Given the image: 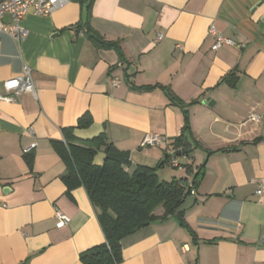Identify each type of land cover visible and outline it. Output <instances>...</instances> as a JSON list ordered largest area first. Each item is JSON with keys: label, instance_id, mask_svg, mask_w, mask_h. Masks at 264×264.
Segmentation results:
<instances>
[{"label": "crops", "instance_id": "0c3cea01", "mask_svg": "<svg viewBox=\"0 0 264 264\" xmlns=\"http://www.w3.org/2000/svg\"><path fill=\"white\" fill-rule=\"evenodd\" d=\"M21 23V43L0 35V93L27 66L37 97L0 105V264H84L80 254L105 242L97 209L84 187L68 191L53 145L85 113L93 123L75 135L104 133L131 168L174 178L186 164L205 165L184 212L192 231L175 215L155 220L123 240L120 264H264V0H71ZM212 23L235 45L213 50ZM89 27L119 51L97 47ZM231 72L235 86L221 82ZM149 133H184L190 151L177 156L179 171L160 166L173 148L142 146ZM104 158L101 149L95 162ZM57 208L69 217L63 227Z\"/></svg>", "mask_w": 264, "mask_h": 264}, {"label": "trees", "instance_id": "16d2710c", "mask_svg": "<svg viewBox=\"0 0 264 264\" xmlns=\"http://www.w3.org/2000/svg\"><path fill=\"white\" fill-rule=\"evenodd\" d=\"M88 6L90 7V4ZM86 35L99 48H115L119 51L116 41L106 40L94 28L89 27ZM236 81L234 72L221 79V82L232 86H235ZM162 88L174 103L183 104L170 87ZM184 116L185 131L189 128V113L186 109ZM92 123V117L88 113L83 114L75 126L62 128L63 140H55L53 145L66 165L62 179L68 191L80 186L85 188L98 211L99 222L105 235L103 244L80 254L81 262L120 264L123 260V240L148 223L174 216L185 198L192 195L199 186L205 173V165L194 167L186 164L185 175L174 177L170 181L160 180L159 167L137 165L131 168L128 153L109 142L104 133L87 140L75 135L76 128H87ZM169 148L181 150L182 154H186L190 151V143L182 133L174 141H170ZM101 149L105 158L102 164H97L95 157ZM174 158L177 156L166 153L160 166L171 163ZM158 208L163 209L160 215L155 213ZM177 217L182 225L192 231L184 218V212Z\"/></svg>", "mask_w": 264, "mask_h": 264}, {"label": "built area", "instance_id": "2783aa9c", "mask_svg": "<svg viewBox=\"0 0 264 264\" xmlns=\"http://www.w3.org/2000/svg\"><path fill=\"white\" fill-rule=\"evenodd\" d=\"M71 0H0V35L5 33L14 37L18 43H21L27 35L29 30L22 25V20L32 10L36 15L48 16L65 6ZM210 33L214 35L215 41L212 46L213 50L219 49L223 45H235L231 38L225 37L218 31L215 24L212 23L210 27ZM161 38V35L158 37ZM118 81H113V85H118ZM25 93L32 94L37 97V91L35 82L32 76V70L30 67H25L23 73L7 79L4 81V92L0 93V105L6 103H19L21 96ZM249 119L255 122L261 121L262 115L250 114ZM165 145L170 147V140L162 135L147 134L143 141L142 146H156ZM35 145L25 149V154L30 153ZM171 164L175 167H179L177 159L174 158ZM260 187L257 190V194L264 192V181L257 180ZM0 206H6L0 202ZM55 216L57 219L56 226L63 227L68 224L69 217L62 210L56 209Z\"/></svg>", "mask_w": 264, "mask_h": 264}, {"label": "water", "instance_id": "95a60500", "mask_svg": "<svg viewBox=\"0 0 264 264\" xmlns=\"http://www.w3.org/2000/svg\"><path fill=\"white\" fill-rule=\"evenodd\" d=\"M170 154L172 156H180L182 154V151L173 149V151H171ZM195 200H196V196L195 195L187 196L185 198L184 202L177 208V210L175 212V216H178L180 213H183V212L187 211L188 209H190L194 205Z\"/></svg>", "mask_w": 264, "mask_h": 264}, {"label": "rangeland", "instance_id": "374dc122", "mask_svg": "<svg viewBox=\"0 0 264 264\" xmlns=\"http://www.w3.org/2000/svg\"><path fill=\"white\" fill-rule=\"evenodd\" d=\"M181 157H177L176 159H180ZM166 167H168V168H170L171 169V171H179V167H174V166H169V165H167ZM174 167V168H173ZM176 174H178L177 175V177H181V176H183V175H185L186 174V171H183L181 174L182 175H180V173H176ZM163 176H164V178H167V179H163ZM159 179L160 180H164V181H170V180H172L173 178H171V177H166V175H164L163 173L161 174V175H159Z\"/></svg>", "mask_w": 264, "mask_h": 264}]
</instances>
